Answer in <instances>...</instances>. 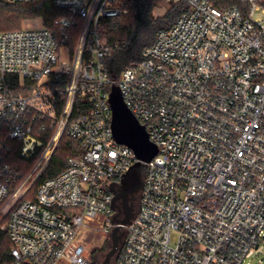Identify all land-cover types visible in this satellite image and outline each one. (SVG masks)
Wrapping results in <instances>:
<instances>
[{
	"label": "built area",
	"instance_id": "2783aa9c",
	"mask_svg": "<svg viewBox=\"0 0 264 264\" xmlns=\"http://www.w3.org/2000/svg\"><path fill=\"white\" fill-rule=\"evenodd\" d=\"M164 1L188 9L117 79L98 23L127 12V0H53L65 13L51 28L0 32V264H94L78 233L91 220L109 238L110 186L137 160L113 137L112 85L157 147L121 225L118 264H251L264 253V3ZM45 121L53 131L42 140ZM63 133L79 151L37 181ZM11 147L37 156L26 173L4 161Z\"/></svg>",
	"mask_w": 264,
	"mask_h": 264
},
{
	"label": "trees",
	"instance_id": "16d2710c",
	"mask_svg": "<svg viewBox=\"0 0 264 264\" xmlns=\"http://www.w3.org/2000/svg\"><path fill=\"white\" fill-rule=\"evenodd\" d=\"M127 1L129 3L127 12L120 13L112 18L101 19L98 23V32L109 46L108 53L104 58V69L111 79H117L130 61L140 60L142 50L154 41L156 32L159 29L169 28L176 18L188 9L185 1L168 2V8L164 14L154 17L152 11L158 0ZM211 1L219 8L243 5L241 0ZM256 1L261 2L264 0ZM64 13V10L54 6L53 0H0V32L19 29L24 19L34 17H39L43 26L51 28L54 19ZM80 25L81 21L75 19L68 29V44L70 47H73L76 43ZM62 80L61 82H64V78ZM81 101V97L76 95L73 115L81 112L79 111V102ZM43 124L45 125L44 131L37 136L42 140H47L53 131V127L47 121ZM79 149L78 141L63 133L58 146L37 181L58 173L64 168L67 157L75 154ZM36 158L37 156L29 159L20 158L14 147L4 150V161L23 173H26L32 167ZM7 244L8 242L3 240L2 247ZM119 258L120 250L116 254L115 264H118Z\"/></svg>",
	"mask_w": 264,
	"mask_h": 264
},
{
	"label": "water",
	"instance_id": "95a60500",
	"mask_svg": "<svg viewBox=\"0 0 264 264\" xmlns=\"http://www.w3.org/2000/svg\"><path fill=\"white\" fill-rule=\"evenodd\" d=\"M108 101L112 112L113 137L118 143L129 146L137 160L123 173L119 183H112L110 186L113 193L112 206L116 210L113 222L118 224L109 234L108 250L103 261L94 264H108L111 257L118 253L123 236L121 225L128 223L134 213L129 200L142 186V163L149 161L157 153L156 145L149 140L144 126L124 103L117 86L111 87Z\"/></svg>",
	"mask_w": 264,
	"mask_h": 264
},
{
	"label": "rangeland",
	"instance_id": "374dc122",
	"mask_svg": "<svg viewBox=\"0 0 264 264\" xmlns=\"http://www.w3.org/2000/svg\"><path fill=\"white\" fill-rule=\"evenodd\" d=\"M259 3H264V1H261ZM167 8V3L164 0H158L155 7L153 8L152 14L154 17L161 16L162 14H164ZM40 26L41 19L39 17L24 19L21 24V27L24 29L36 28ZM61 57L66 59L67 54L64 52L62 53ZM86 223L89 225V227H82L78 233L77 238L79 242L85 246L87 257L89 259H93L96 262L97 259L101 257L100 254L102 252L103 254H105L108 250L107 234L99 228V222L86 220ZM262 257H264V253H257L252 256V258L250 259V263L257 264Z\"/></svg>",
	"mask_w": 264,
	"mask_h": 264
},
{
	"label": "flooded vegetation",
	"instance_id": "af4514ba",
	"mask_svg": "<svg viewBox=\"0 0 264 264\" xmlns=\"http://www.w3.org/2000/svg\"><path fill=\"white\" fill-rule=\"evenodd\" d=\"M139 193H140V189H139V191H137V192L134 194L133 198L129 200V203H131L132 206H133V211H135V209H136L137 202H138V197H139ZM100 256H101V257H100L99 259H97L96 262H99V263L102 262L103 259H104L105 254H103V252H102V253L100 254ZM114 260L116 261V256H115V255H114L113 257H111V259H110V261H109L108 264H114Z\"/></svg>",
	"mask_w": 264,
	"mask_h": 264
}]
</instances>
